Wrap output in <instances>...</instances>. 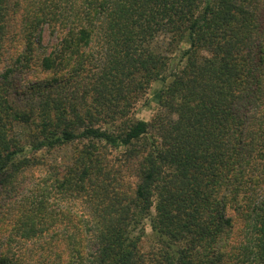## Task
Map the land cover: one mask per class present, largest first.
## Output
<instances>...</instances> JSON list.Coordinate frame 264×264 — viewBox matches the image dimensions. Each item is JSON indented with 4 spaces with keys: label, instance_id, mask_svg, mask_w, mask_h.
Masks as SVG:
<instances>
[{
    "label": "trees",
    "instance_id": "16d2710c",
    "mask_svg": "<svg viewBox=\"0 0 264 264\" xmlns=\"http://www.w3.org/2000/svg\"><path fill=\"white\" fill-rule=\"evenodd\" d=\"M0 185V264H264V0H0Z\"/></svg>",
    "mask_w": 264,
    "mask_h": 264
},
{
    "label": "rangeland",
    "instance_id": "374dc122",
    "mask_svg": "<svg viewBox=\"0 0 264 264\" xmlns=\"http://www.w3.org/2000/svg\"><path fill=\"white\" fill-rule=\"evenodd\" d=\"M56 33H52L48 28L44 29L43 36H42V44L44 47H50L52 43L56 42ZM161 41V40H159ZM173 62H177V59L173 58ZM31 66L29 68H19L16 69L7 79L8 82V88L10 91L14 92V99L20 98L19 94L20 92H23L26 90V88L32 84L39 82L42 79L50 78L51 74L48 76V72L41 71L34 65L30 64ZM59 75L58 77H61L59 73H54V76ZM63 77V76H62ZM169 81V78L166 79V81L161 80H153L148 84V86L145 87V89L142 92H139L137 95H135L132 98V104L128 108V114L129 116L136 117V118H143L146 120H149L151 116L155 114L157 111L159 105L158 100L155 97L157 92L160 90V88L166 84ZM15 133L17 136L22 139L25 147L24 151L25 153H28L29 151V145L27 144L28 137L26 134V126L15 124L13 127ZM151 139L146 138V140H142L141 143L143 146L147 147L149 145ZM75 145L73 144H66L61 147L54 148L49 151H39L38 154L43 156L42 158L46 161L50 162L51 164L58 165L59 167H62V165H65L71 161L72 158V152ZM125 147L120 146L117 149L111 148L106 152V157L111 162L117 164L118 160L117 158L121 157V153L125 150ZM135 162L133 159L130 162V166L124 167L121 171H119L120 182H123L124 187H128L130 189L136 182L139 181L140 176L136 174V171L133 170L132 164ZM24 177H31V173L28 171ZM4 189H1L0 185V193L3 194ZM144 227V236L142 237V241L140 243V249L143 251H148L153 247L152 242L155 241V237H153V232L150 228L148 220L143 221ZM154 243V242H153Z\"/></svg>",
    "mask_w": 264,
    "mask_h": 264
}]
</instances>
